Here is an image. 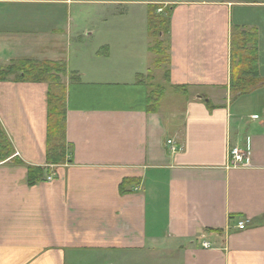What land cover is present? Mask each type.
<instances>
[{"label":"crops","instance_id":"1","mask_svg":"<svg viewBox=\"0 0 264 264\" xmlns=\"http://www.w3.org/2000/svg\"><path fill=\"white\" fill-rule=\"evenodd\" d=\"M148 4L169 7L165 85L185 86L155 112L146 111L151 86L136 80L150 63ZM91 18L110 34L139 19L141 39L123 55L128 39L117 32L107 52L90 55L125 57L127 70L88 78L68 68L79 80L66 84L64 161L46 160L48 84L0 80V127L13 149L0 160V264H264V0H0V68L62 62L72 39L94 33ZM234 28L256 34L258 85L244 96L262 98L260 110L231 100ZM33 166L43 173L30 184Z\"/></svg>","mask_w":264,"mask_h":264},{"label":"trees","instance_id":"2","mask_svg":"<svg viewBox=\"0 0 264 264\" xmlns=\"http://www.w3.org/2000/svg\"><path fill=\"white\" fill-rule=\"evenodd\" d=\"M169 7H162L160 4H148L146 8V32L151 37L166 36L169 33L170 20L168 17ZM251 42V44H250ZM164 39L156 42V52L164 54L167 58L166 48L163 45ZM257 38L256 34L249 31L234 28L230 36V80L229 90L233 96L250 92L258 82L257 67ZM152 50V49H151ZM245 54V56L243 55ZM166 56V58H165ZM157 62H163L158 59ZM69 75L71 82L79 80V73L68 71L65 64L60 61L18 59L0 68V80L9 75H14L15 80H30L33 82H46L48 84L47 115H46V160L50 163L64 161L65 156L70 154L66 142V86L61 83L60 75ZM169 72H165V79L169 83ZM245 77H250L247 81ZM136 80L145 83L148 75L137 74ZM146 84V83H145ZM60 86V91L53 90L54 86ZM176 92L185 93L184 85H172ZM57 91V92H56ZM164 93L162 87L155 91L148 92L146 96V111L155 112L158 103ZM209 108L213 106L208 102ZM57 140L61 143L58 144ZM12 146L0 127V160L12 154ZM42 169L38 166L28 168V183L32 184L42 176Z\"/></svg>","mask_w":264,"mask_h":264},{"label":"rangeland","instance_id":"3","mask_svg":"<svg viewBox=\"0 0 264 264\" xmlns=\"http://www.w3.org/2000/svg\"><path fill=\"white\" fill-rule=\"evenodd\" d=\"M119 20V19H118ZM89 23L93 24L95 26L94 33L91 35H86L84 33L81 34V36L77 37L76 39H72L70 41L69 46L65 49L66 51L63 52V55L61 58H63L62 63L65 64L66 68H70L71 70L73 68H77L78 66H81L84 71H86V74L88 75V78H99L97 76H107L111 74L112 71H122L127 70L128 66V59L123 57L122 59H118V57L113 59H107V58H96L92 60L90 55L94 53L95 51H98L99 53H105L108 49V44L115 43V40L119 38L117 32L119 34H122V42L126 40L123 43V47L121 49V52L123 55H133L132 53L136 50L130 49V41H135L133 44H137L139 46L138 41H140V32L138 31L137 27L141 24V21L139 19L134 20L130 22L129 25H127V20H123L119 23L120 26H118L116 33L112 32L111 34L106 30V23H101L98 25V22L94 21L93 18L89 21ZM135 28V29H134ZM90 29V28H88ZM159 39H164V36L160 35V37H149L147 40V46L148 51L150 54V63H149V69L146 73L148 75L147 83L151 86V90L155 91L157 87H162L165 92H176L173 87H169L168 85H165L168 83L165 79V72H167L166 67L168 63L166 62V59H164V54L157 53L155 50L156 42ZM143 41V40H142ZM165 43V41H164ZM251 44V42H250ZM165 46V44H163ZM136 46V45H135ZM152 49V50H151ZM245 56V54H243ZM92 57H94L92 55ZM95 58V57H94ZM163 62H157L158 59H162ZM166 58V56H165ZM116 68V69H114ZM68 71H70L68 69ZM97 75V76H96ZM61 76V83L65 87L67 83L71 82L70 76L67 75H60ZM260 77V76H259ZM250 77H245L244 80L247 81ZM261 79V78H260ZM166 81V83H165ZM255 82L257 83L258 80L256 79ZM60 86H54L53 90L60 91ZM253 90V89H252ZM56 91V92H57ZM182 92V91H181ZM181 92H176L180 94ZM163 93V95H164ZM245 94H241L237 99H239V103L242 106V110L245 112L251 111V110H260L261 104L260 100L262 98L257 97L256 94L251 96H244ZM175 97V96H174ZM234 98L232 96L231 100ZM238 101V100H237ZM171 102H174L173 100ZM171 102L168 103V105L171 104ZM57 143L60 144L61 141L57 140Z\"/></svg>","mask_w":264,"mask_h":264},{"label":"built area","instance_id":"4","mask_svg":"<svg viewBox=\"0 0 264 264\" xmlns=\"http://www.w3.org/2000/svg\"><path fill=\"white\" fill-rule=\"evenodd\" d=\"M168 144H172V141L171 140H168L167 141ZM171 150L172 151H175V148L173 146H171ZM229 156L231 157V165L232 166H238L241 161L243 160V157H244V153L241 152L239 149H237L236 147L232 148L229 150ZM54 174L53 173H49L47 176H46V179L47 180H51L52 179V176ZM249 222L248 219H244V220H239L236 224V228L238 230H242L246 227L247 223ZM203 247H210L211 245L207 242H203L202 243Z\"/></svg>","mask_w":264,"mask_h":264}]
</instances>
